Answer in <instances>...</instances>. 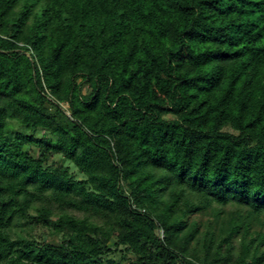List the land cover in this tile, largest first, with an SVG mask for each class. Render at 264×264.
<instances>
[{
    "label": "trees",
    "instance_id": "obj_1",
    "mask_svg": "<svg viewBox=\"0 0 264 264\" xmlns=\"http://www.w3.org/2000/svg\"><path fill=\"white\" fill-rule=\"evenodd\" d=\"M0 264H264V0H0Z\"/></svg>",
    "mask_w": 264,
    "mask_h": 264
},
{
    "label": "rangeland",
    "instance_id": "obj_2",
    "mask_svg": "<svg viewBox=\"0 0 264 264\" xmlns=\"http://www.w3.org/2000/svg\"><path fill=\"white\" fill-rule=\"evenodd\" d=\"M55 158V157H54ZM52 157V159H54ZM224 214L223 216H221V218L218 216H215V212L212 210H210V208H208V210H206V212H204L203 214L199 215V216H195L193 219H197L198 221V233L202 234L205 233V226H204V221H211L209 223V227L211 226L212 228H218L222 223L221 220L222 219H228L229 216L236 214V216H241L244 219H246L247 221H250L252 219V215L249 214L247 211H241L238 209H234L233 206H228L226 207V209L223 211ZM253 224L255 227L259 225V222L257 221V218H253ZM206 224V223H205ZM25 225H22V222L20 220H17L16 223L13 226V229H15L16 231H24L23 229L25 228ZM256 227V228H257ZM29 230V229H28ZM21 233V232H20ZM37 237L40 236V239H43L45 241H50V242H59L60 241V235H55V234H50L49 232H47V229L43 228V227H39L36 228L35 231L33 232ZM186 232H183V234ZM197 238H195L192 243L190 244V246L186 249L188 250V253H191V255L194 258H199L198 257V253L195 251L197 250ZM187 254V253H186Z\"/></svg>",
    "mask_w": 264,
    "mask_h": 264
}]
</instances>
